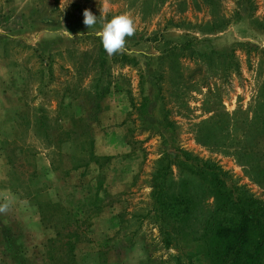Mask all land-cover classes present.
<instances>
[{
    "label": "rangeland",
    "instance_id": "rangeland-1",
    "mask_svg": "<svg viewBox=\"0 0 264 264\" xmlns=\"http://www.w3.org/2000/svg\"><path fill=\"white\" fill-rule=\"evenodd\" d=\"M239 1L0 0V217L17 232L11 250L20 253H7L0 235V264L71 256L76 264H207L190 257L187 242L166 247L153 211L152 174L171 143L138 110L143 57L134 66L113 63L106 81L118 90L105 99L101 123L91 124L94 152L112 156L110 163L102 171L87 166L80 144L100 70L97 33L127 15L136 32L124 49L151 51L145 41L157 32L179 45L163 60L159 113L173 122L176 145L217 162L264 199L246 151L260 139L264 152V0L238 16ZM86 8L98 16L90 29ZM43 14L61 23L44 24ZM192 37L203 48H228L229 69L216 55L208 62L185 50Z\"/></svg>",
    "mask_w": 264,
    "mask_h": 264
},
{
    "label": "trees",
    "instance_id": "trees-1",
    "mask_svg": "<svg viewBox=\"0 0 264 264\" xmlns=\"http://www.w3.org/2000/svg\"><path fill=\"white\" fill-rule=\"evenodd\" d=\"M239 2L241 8L238 16L252 6V0ZM36 11L38 13L40 9ZM42 23L56 25L61 20L43 14ZM96 39L100 42V70L94 84V96H86L88 115L84 125L85 132H82L86 138L80 144L82 150L88 152L86 165L94 163L102 171L112 159L109 155H97L94 152V138L88 136L91 124L101 123L100 114L104 111L105 99L113 89L118 90L117 83L113 86L111 81H106L108 75L111 76V66L120 61L125 65H137V56L140 55L144 58V67L141 70L143 102L138 110L144 123L156 125L167 145L171 143L163 151L151 179L153 211L160 221V232L165 246L169 248L173 243L178 245L187 242L193 247L189 252L190 257L194 256L199 260L204 258L207 264H264V199L255 196L245 185H239L231 173L217 162L203 159L176 145L173 122L168 121L167 115H159L164 96L160 82L163 76V60L178 49V43L169 44L168 40L164 41V33L157 32L145 41L151 48L147 53L131 52L126 48L118 54L109 55L104 50L100 37L97 36ZM202 41L192 37L189 44L184 46L185 50L189 49L192 54L207 58L208 62L213 61V56L216 55L223 61L221 65H225L228 70L232 63L226 60L229 49L215 46L203 48L199 45ZM138 43L140 40H136L134 44ZM176 58L174 56L173 61ZM260 143L258 139L253 145L247 144L246 151L249 158L254 159V177L264 180V152L258 151ZM174 167L179 172L177 179L173 174ZM105 178L104 172L100 174V187ZM209 198H213L214 202L212 208L205 211L200 206ZM42 214L45 215L44 211ZM7 223L0 217L1 242L8 246L5 250L7 253L18 256L19 250H11L13 236L17 232L12 230V225L7 226ZM15 224L18 225L17 222ZM58 263L76 264L73 256Z\"/></svg>",
    "mask_w": 264,
    "mask_h": 264
},
{
    "label": "clouds",
    "instance_id": "clouds-1",
    "mask_svg": "<svg viewBox=\"0 0 264 264\" xmlns=\"http://www.w3.org/2000/svg\"><path fill=\"white\" fill-rule=\"evenodd\" d=\"M83 17V24L89 29L98 22V16L90 9L84 10ZM135 32L136 25L133 19L127 15H118L113 16L110 21L103 24L102 30L97 35L101 39L104 50L109 55H115L125 48L126 38L132 37Z\"/></svg>",
    "mask_w": 264,
    "mask_h": 264
}]
</instances>
